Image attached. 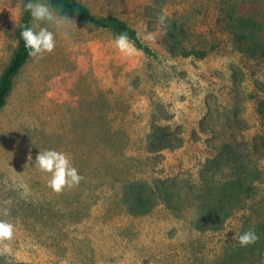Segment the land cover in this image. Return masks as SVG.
<instances>
[{
    "label": "rangeland",
    "instance_id": "obj_1",
    "mask_svg": "<svg viewBox=\"0 0 264 264\" xmlns=\"http://www.w3.org/2000/svg\"><path fill=\"white\" fill-rule=\"evenodd\" d=\"M76 1L125 22L137 54L69 19V38L15 79L0 112V219L16 230L0 264H261L234 237L264 223V0ZM24 3L0 0V84ZM46 149L70 156L77 187L55 193L31 167ZM234 181L245 189L224 192ZM131 185L147 201L135 212Z\"/></svg>",
    "mask_w": 264,
    "mask_h": 264
},
{
    "label": "clouds",
    "instance_id": "obj_2",
    "mask_svg": "<svg viewBox=\"0 0 264 264\" xmlns=\"http://www.w3.org/2000/svg\"><path fill=\"white\" fill-rule=\"evenodd\" d=\"M23 10L30 14L33 21L32 26H24L21 31V38L30 57L41 59L45 54L52 53L57 45V36L69 38L71 34L69 18L62 15L59 10L50 6L45 0H25ZM167 19V13L162 12L158 16L161 25H166ZM151 38L150 35L149 39ZM114 44L119 52L127 57L137 54V49L125 33L118 35ZM31 163L32 157L29 156V164ZM31 167L46 174L48 177L47 186L55 193L77 187L83 180V176L78 173L70 156L54 149L39 151L34 167ZM20 187L23 189L21 195L27 197L29 195L28 186L21 184ZM3 215H9L7 209L3 210ZM15 230L14 223L0 219V244L11 241L14 238ZM234 239L238 240L241 247H247L256 243L259 237L255 231L250 229L236 235ZM2 251H9L6 244Z\"/></svg>",
    "mask_w": 264,
    "mask_h": 264
},
{
    "label": "trees",
    "instance_id": "obj_3",
    "mask_svg": "<svg viewBox=\"0 0 264 264\" xmlns=\"http://www.w3.org/2000/svg\"><path fill=\"white\" fill-rule=\"evenodd\" d=\"M49 2L53 8L59 10L62 15L67 16L71 20L84 21L101 29H111L117 35L125 33L129 39L138 41L136 32L133 31L125 22L116 18H97L88 7L76 0H49ZM32 22L33 21L30 14L26 11H23V19L19 31V46L11 64L5 71L0 84V112L6 107L7 100L14 88L15 79L18 77L31 58L28 54V50L25 48L24 41L21 38V31L23 30L24 26H32ZM156 185L159 193H161L165 198H172V193L170 192L169 186L166 183H159ZM225 188L228 190L234 189L238 192L245 189L244 184L239 181L231 182V184L228 185L226 184L223 188V191ZM129 191L132 195L139 193L136 199L132 202L130 209L135 212L139 209V207H144L147 201L145 198H143V196H141L142 189L139 186L131 185L128 192ZM126 198L128 199V196ZM255 232L259 239L256 243L247 247L251 252H255L259 257L261 264H264V223L259 225L255 229ZM247 247H241V251L237 253V256L241 257L244 255L245 253H243V250H246Z\"/></svg>",
    "mask_w": 264,
    "mask_h": 264
}]
</instances>
